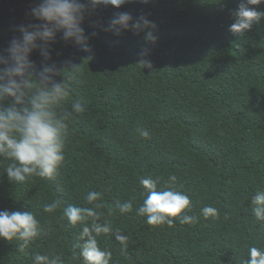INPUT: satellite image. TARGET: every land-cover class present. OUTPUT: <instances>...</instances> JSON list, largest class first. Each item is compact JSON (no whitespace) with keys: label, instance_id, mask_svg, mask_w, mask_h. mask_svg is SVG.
<instances>
[{"label":"trees","instance_id":"1","mask_svg":"<svg viewBox=\"0 0 264 264\" xmlns=\"http://www.w3.org/2000/svg\"><path fill=\"white\" fill-rule=\"evenodd\" d=\"M33 2L0 0V47L18 35L16 26L32 22ZM235 7L236 0H136L120 10L154 21L155 44H146L144 33L116 37L95 27L94 21L111 18L109 7L82 24L97 33L92 52L53 46V60L81 63L79 71L65 66L64 77L69 104L79 102L84 111L69 122L65 163L54 179L10 183L9 161L0 163V209L31 210L54 229L24 252L16 247L22 241L0 240V264H31L26 253L52 251L65 264H80L73 258L79 229L62 218V208L44 213L42 205L54 199L83 204V195L97 190L106 203L131 199L135 209L143 199L139 178L163 181L170 174L192 199L189 214L211 205L219 216L153 227L134 210L117 211L106 219L127 235L126 252L110 236L97 238L112 252V264H242L249 246L264 248V227L249 206L264 191V22L243 35L230 33ZM142 47L150 49L151 70L136 64ZM138 126L149 138L138 135Z\"/></svg>","mask_w":264,"mask_h":264},{"label":"clouds","instance_id":"2","mask_svg":"<svg viewBox=\"0 0 264 264\" xmlns=\"http://www.w3.org/2000/svg\"><path fill=\"white\" fill-rule=\"evenodd\" d=\"M136 0H34L28 15L32 22L15 27L7 45L0 47V163L9 161L4 175L11 182L24 183L33 177L54 179L65 163V149L69 134V122L84 111L81 103L69 104L71 84L65 82L64 68L71 66L80 70V64L71 59L57 62L53 60V47L58 42L74 44L81 51L90 53V40L95 31L86 33L82 27L86 15H92L100 8H113L112 16L106 24L94 21V26L106 33L120 37L124 32L133 35L144 33L145 43L155 44L157 25L141 13L133 17L122 6ZM149 4L152 0H138ZM264 0H236V7L229 13L232 23L228 31L243 35L254 25L264 22ZM59 37V40H58ZM38 59H33V54ZM150 49L142 47L137 53V62L143 69L151 70ZM57 55H60L57 52ZM71 79V78H69ZM136 132L142 138H149L148 129L138 126ZM178 178L170 174L166 180L160 177L142 176L139 185L142 203L133 209L131 199L115 200L109 204L103 193L89 190L83 195V204L62 206L60 199L42 205L44 213H54L62 208V218L72 228H78L75 235L73 258L80 264H112V252L101 248L100 236H110L127 250V235L114 229L106 216L117 211L144 218L147 225L156 227L175 223L195 224L202 215L205 219H215L219 210L211 205L203 206L199 215L189 214L193 207L191 197L177 189ZM251 213L264 227V191L258 190L249 198ZM106 209V213L101 211ZM54 229L44 226L31 211L20 209H0V240L22 241L16 245L24 252L31 243L49 235ZM78 249V252L75 251ZM31 264H65L57 252H33ZM242 264H264V248L249 246Z\"/></svg>","mask_w":264,"mask_h":264}]
</instances>
